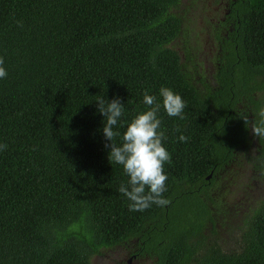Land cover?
I'll use <instances>...</instances> for the list:
<instances>
[{"label":"trees","instance_id":"1","mask_svg":"<svg viewBox=\"0 0 264 264\" xmlns=\"http://www.w3.org/2000/svg\"><path fill=\"white\" fill-rule=\"evenodd\" d=\"M224 1L211 21L206 0H0V264H93L129 240L154 264H264V198L227 249L201 198L233 167L236 182L241 167L264 176L251 128L264 109V0ZM161 87L186 104L183 119L158 113L170 202L129 211L96 100H120L122 136Z\"/></svg>","mask_w":264,"mask_h":264},{"label":"clouds","instance_id":"2","mask_svg":"<svg viewBox=\"0 0 264 264\" xmlns=\"http://www.w3.org/2000/svg\"><path fill=\"white\" fill-rule=\"evenodd\" d=\"M19 23V22H18ZM4 59L0 57V79L7 77ZM160 100L155 95L144 93L143 103L147 110L138 113L121 133L114 131L124 114V106L120 100L111 102L103 97H98V111L104 117L102 129L104 137L110 141L106 147H110L109 162L122 166L124 174L129 178L127 184L122 183L118 189L129 201V211L142 212L155 204L163 207L170 201L164 198L167 191L168 176L164 171V165L172 162L171 154L166 149L163 141L165 132L161 129L162 120L158 113L163 110L169 117L183 119L186 104L179 94L167 87L159 90ZM259 120L251 123L253 134L264 137V109L258 113ZM246 124L248 121L245 119ZM121 136V144L117 146L114 141ZM180 142H187L188 137L181 134ZM7 148L6 144H0V151Z\"/></svg>","mask_w":264,"mask_h":264},{"label":"rangeland","instance_id":"3","mask_svg":"<svg viewBox=\"0 0 264 264\" xmlns=\"http://www.w3.org/2000/svg\"><path fill=\"white\" fill-rule=\"evenodd\" d=\"M200 27L201 25L199 28ZM208 42L209 39L204 40L203 37V49L208 50L206 45ZM207 64L213 66L210 62ZM250 154L256 156L254 149ZM232 169L233 170H231V172L233 175L228 177V180L221 181L223 182V188L217 191V194L224 198V204L227 209H213V216H215V220H217V232L214 237L224 249L231 246L232 235L234 231H236L235 227L240 222V217H242V213L246 210L248 204H250L253 199L264 198V176L256 170L253 171L251 169L241 167L239 169V173L248 178L243 176L240 180L241 182H236L234 177L237 175V169L235 167ZM249 178L251 180H249ZM246 189H248V192L245 194ZM112 254L114 255V253L108 252V254L99 256V258L93 257L91 261L93 264H109L111 263V260H114ZM147 264H150V262H147Z\"/></svg>","mask_w":264,"mask_h":264},{"label":"flooded vegetation","instance_id":"4","mask_svg":"<svg viewBox=\"0 0 264 264\" xmlns=\"http://www.w3.org/2000/svg\"><path fill=\"white\" fill-rule=\"evenodd\" d=\"M213 1L214 0H206V4H207L206 6L208 9L205 10L204 13L209 17L211 21H216L218 17L220 19H224L223 10H221L219 7H221L220 5L223 2H224V5L227 6L228 2H225L224 0H219V3L213 4L212 3ZM225 12L226 10H224V13ZM204 65L206 69H208L207 67H210L209 70H211V65H208L206 61ZM209 176L210 175H207L206 179H208ZM240 180L241 179H239V181ZM221 188H223V182H221L218 186H216L215 181H211V182L208 181L203 184V190L201 192V196L204 194L205 191H208L209 200L206 201L205 197H201V198L204 201L207 209H210V214L212 216H213V209H218V208L213 206L211 203H209L211 199L213 200L212 202L213 204L219 201L220 203L219 209H227L224 204V198L217 194V191L220 190ZM251 202L250 204H248L247 207L251 205ZM213 218H215V216H213ZM145 248L146 247L144 245L139 244L137 240H129L122 244L120 243L115 244L113 248L110 249V251L114 253V255L112 254L114 257V260L113 261L111 260V263L109 264H147V262H150V264H154L153 259L149 256ZM97 258H99V256Z\"/></svg>","mask_w":264,"mask_h":264}]
</instances>
